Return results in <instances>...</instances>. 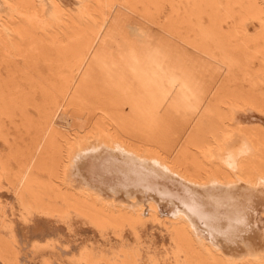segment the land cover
Here are the masks:
<instances>
[{
  "label": "bare ground",
  "instance_id": "1",
  "mask_svg": "<svg viewBox=\"0 0 264 264\" xmlns=\"http://www.w3.org/2000/svg\"><path fill=\"white\" fill-rule=\"evenodd\" d=\"M0 264H264V0H0Z\"/></svg>",
  "mask_w": 264,
  "mask_h": 264
},
{
  "label": "rangeland",
  "instance_id": "2",
  "mask_svg": "<svg viewBox=\"0 0 264 264\" xmlns=\"http://www.w3.org/2000/svg\"><path fill=\"white\" fill-rule=\"evenodd\" d=\"M23 233H24V234H23ZM24 235H25V232H22V239H23ZM85 235H86V234H85Z\"/></svg>",
  "mask_w": 264,
  "mask_h": 264
}]
</instances>
